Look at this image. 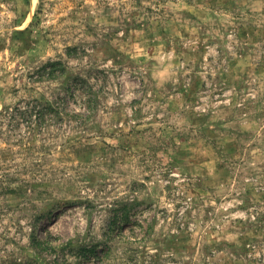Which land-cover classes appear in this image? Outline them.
Here are the masks:
<instances>
[{
	"label": "rangeland",
	"instance_id": "374dc122",
	"mask_svg": "<svg viewBox=\"0 0 264 264\" xmlns=\"http://www.w3.org/2000/svg\"><path fill=\"white\" fill-rule=\"evenodd\" d=\"M0 264H264V0H0Z\"/></svg>",
	"mask_w": 264,
	"mask_h": 264
},
{
	"label": "trees",
	"instance_id": "16d2710c",
	"mask_svg": "<svg viewBox=\"0 0 264 264\" xmlns=\"http://www.w3.org/2000/svg\"><path fill=\"white\" fill-rule=\"evenodd\" d=\"M55 64L56 63H52V64L47 65L43 69H40L39 73L40 74H43V75H47L48 78H50V79L54 78L55 77V72H56V69H55L56 66H55ZM76 81H77V85L79 84V82L81 84H84L85 83V80L83 81V79H80V78H76ZM72 94L74 95L75 93L73 92ZM74 96H76V95H74ZM89 103H95L96 104V98H95V96L92 97L91 99H89ZM36 110H37L38 113L37 114H34V112ZM56 111H57V108H54L49 103H46V102L43 103V102H40V101L35 100V101H32L31 106H29L27 108V110L24 111V112H22L21 114L22 115L23 114H28V116H30V119H31V117L35 116L36 119L34 121H31V123H34V124H37L38 125L39 124L38 118L39 119L41 117L43 118L44 115L47 112H54V113H57L58 114V112H56ZM125 216L126 215H123L122 214V219H121L122 221L124 219H126ZM85 250H86L87 253H95V249L93 251L91 248H87V249L85 248ZM94 255H96V254H94Z\"/></svg>",
	"mask_w": 264,
	"mask_h": 264
}]
</instances>
